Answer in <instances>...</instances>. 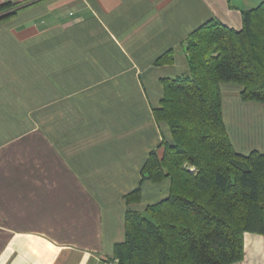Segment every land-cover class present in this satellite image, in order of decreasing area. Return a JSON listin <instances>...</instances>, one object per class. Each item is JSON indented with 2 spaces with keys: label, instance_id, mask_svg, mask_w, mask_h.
<instances>
[{
  "label": "crops",
  "instance_id": "obj_1",
  "mask_svg": "<svg viewBox=\"0 0 264 264\" xmlns=\"http://www.w3.org/2000/svg\"><path fill=\"white\" fill-rule=\"evenodd\" d=\"M0 264H103L124 238V195L143 208L169 180L142 177L171 135L153 108L188 71L183 39L210 18L236 30L264 0H0ZM171 48L173 61L156 58ZM236 151L264 152V103L220 84ZM264 264V235L244 257Z\"/></svg>",
  "mask_w": 264,
  "mask_h": 264
},
{
  "label": "trees",
  "instance_id": "obj_2",
  "mask_svg": "<svg viewBox=\"0 0 264 264\" xmlns=\"http://www.w3.org/2000/svg\"><path fill=\"white\" fill-rule=\"evenodd\" d=\"M0 4V21L18 7ZM236 30L210 18L182 41L188 73L162 78L153 108L170 139L141 168L168 193L143 208L141 188L124 195V238L113 247L119 264H232L244 257V233L264 235V152L233 147L222 113L220 84L240 86L245 101L264 103V3L241 11ZM173 61L172 49L158 64Z\"/></svg>",
  "mask_w": 264,
  "mask_h": 264
},
{
  "label": "built area",
  "instance_id": "obj_3",
  "mask_svg": "<svg viewBox=\"0 0 264 264\" xmlns=\"http://www.w3.org/2000/svg\"><path fill=\"white\" fill-rule=\"evenodd\" d=\"M103 264H119V262L117 258H108Z\"/></svg>",
  "mask_w": 264,
  "mask_h": 264
},
{
  "label": "rangeland",
  "instance_id": "obj_4",
  "mask_svg": "<svg viewBox=\"0 0 264 264\" xmlns=\"http://www.w3.org/2000/svg\"><path fill=\"white\" fill-rule=\"evenodd\" d=\"M187 73H188V71L185 72V74H187ZM182 75H184V74H182Z\"/></svg>",
  "mask_w": 264,
  "mask_h": 264
}]
</instances>
